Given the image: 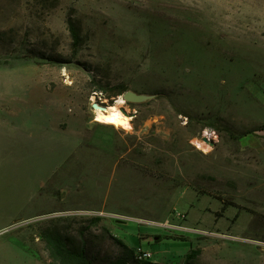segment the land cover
I'll return each mask as SVG.
<instances>
[{
	"label": "rangeland",
	"instance_id": "obj_1",
	"mask_svg": "<svg viewBox=\"0 0 264 264\" xmlns=\"http://www.w3.org/2000/svg\"><path fill=\"white\" fill-rule=\"evenodd\" d=\"M124 85L154 97L97 121ZM47 228L264 264V0H0V264H50Z\"/></svg>",
	"mask_w": 264,
	"mask_h": 264
},
{
	"label": "trees",
	"instance_id": "obj_2",
	"mask_svg": "<svg viewBox=\"0 0 264 264\" xmlns=\"http://www.w3.org/2000/svg\"><path fill=\"white\" fill-rule=\"evenodd\" d=\"M69 28L75 47L82 42V31L76 21L70 17ZM128 90L126 85L122 86L118 94H124ZM46 243L50 256V264H164L153 261L150 258H140L134 248L127 245L122 239L115 238L121 246L122 251L118 256L106 259H98L90 255L85 244L75 243L72 237L64 234L58 228H47L41 234ZM201 249H192L185 257L183 264H193L200 255Z\"/></svg>",
	"mask_w": 264,
	"mask_h": 264
},
{
	"label": "bare ground",
	"instance_id": "obj_3",
	"mask_svg": "<svg viewBox=\"0 0 264 264\" xmlns=\"http://www.w3.org/2000/svg\"><path fill=\"white\" fill-rule=\"evenodd\" d=\"M67 75V73H64ZM125 100L122 96L116 101L115 104L100 105L99 108L95 109L96 119L102 123L114 126H122L124 128H129L130 121L132 120V115L127 110H123V105ZM206 137H211L210 132H205ZM196 146L204 151H209L211 148L210 141L195 140Z\"/></svg>",
	"mask_w": 264,
	"mask_h": 264
},
{
	"label": "water",
	"instance_id": "obj_4",
	"mask_svg": "<svg viewBox=\"0 0 264 264\" xmlns=\"http://www.w3.org/2000/svg\"><path fill=\"white\" fill-rule=\"evenodd\" d=\"M123 99L125 101H133V102H143V101H146L148 99H151L153 98L154 96L153 95H147V94H140V93H137L135 91H132V90H127L124 94H123ZM93 108L94 109H97L99 108V104L98 103H93ZM204 140L205 141H208V137H204ZM215 142H211L212 145H214Z\"/></svg>",
	"mask_w": 264,
	"mask_h": 264
},
{
	"label": "built area",
	"instance_id": "obj_5",
	"mask_svg": "<svg viewBox=\"0 0 264 264\" xmlns=\"http://www.w3.org/2000/svg\"><path fill=\"white\" fill-rule=\"evenodd\" d=\"M208 139L210 142L212 141L211 137H208ZM137 254L139 255L140 258H150V259L152 258V253L147 252V251H143L141 249L138 250Z\"/></svg>",
	"mask_w": 264,
	"mask_h": 264
}]
</instances>
